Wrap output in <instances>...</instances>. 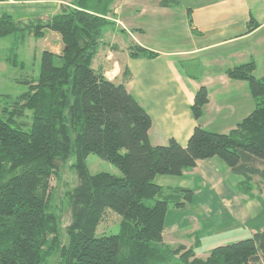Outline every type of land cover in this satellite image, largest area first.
Here are the masks:
<instances>
[{
	"label": "trees",
	"instance_id": "obj_1",
	"mask_svg": "<svg viewBox=\"0 0 264 264\" xmlns=\"http://www.w3.org/2000/svg\"><path fill=\"white\" fill-rule=\"evenodd\" d=\"M114 1L72 0L48 19L27 23L0 15V39L14 32L40 38L49 29L62 42L58 54L41 52L37 79L23 81L26 91L2 96L10 104L2 109L6 119L0 116V264H48L55 254L58 264H264V229L216 245L205 258L192 247L166 243L169 205L190 202L193 191H166L154 182L156 175H181L198 159L218 157L241 176L238 191L250 194L255 176L264 185V75L253 74L252 59L225 69L228 78L247 82L254 101L252 111L228 132L209 131L197 122L185 146L173 138L152 145L147 111L123 83L91 66L103 29L112 24L108 16ZM178 3L157 0L160 7ZM186 10L191 24V9ZM256 25L251 19L247 30ZM128 52L131 57L158 55L137 43ZM208 100L206 86L200 85L191 105L197 121ZM27 109L32 118L25 128L19 119ZM89 154L110 162L121 175L90 173ZM71 157L78 182L66 192L70 222L62 243L59 218L49 211L50 178L57 163ZM157 194L162 198L155 199ZM106 210L120 216L118 232L98 235Z\"/></svg>",
	"mask_w": 264,
	"mask_h": 264
},
{
	"label": "crops",
	"instance_id": "obj_2",
	"mask_svg": "<svg viewBox=\"0 0 264 264\" xmlns=\"http://www.w3.org/2000/svg\"><path fill=\"white\" fill-rule=\"evenodd\" d=\"M71 2L0 0V15L10 14L20 23L46 20ZM116 6H112L115 17H111L112 24L103 29L91 66L107 79L123 83L147 111L151 117L148 138L152 145H163L173 138L185 146L197 122L209 131L228 132L252 111L254 101L247 82L228 78L225 69L252 59L254 75H264V0H193L187 5L191 9V24L185 10L189 44L173 49L155 47L146 41L142 21L135 23L134 18L139 15L141 20L151 11L163 18L170 10H131L135 13L131 14ZM251 19L257 25L248 31ZM26 37L34 36L22 33L20 41L23 43ZM36 39L42 43L41 52L49 50L58 54L62 49L60 35L55 31L45 29L43 36ZM131 43L158 52V55L131 57L128 52ZM183 60L195 64L196 72L184 69L180 63ZM18 68L19 72L31 75L29 80L37 79L35 71L24 62L21 61ZM24 80L18 82L26 85ZM200 85L206 86L209 100L197 121L191 105ZM240 179L241 176L233 173L218 157L198 159L195 166L183 170L181 175H156L154 182L166 191L191 189V203L204 193L200 200L203 207L197 210L198 215L195 212L184 214L182 210L186 204L175 207L174 212L179 213L181 209L182 216L169 219L167 227V210L163 240L171 245L192 247L196 256L205 258L211 248L230 243L245 230L251 237L264 229V185L255 176L251 193H242L236 188ZM200 220L203 221L201 226Z\"/></svg>",
	"mask_w": 264,
	"mask_h": 264
},
{
	"label": "rangeland",
	"instance_id": "obj_3",
	"mask_svg": "<svg viewBox=\"0 0 264 264\" xmlns=\"http://www.w3.org/2000/svg\"><path fill=\"white\" fill-rule=\"evenodd\" d=\"M191 3H193V0H179V3L173 7L164 8L158 6L157 0H115L112 6L117 4L116 7H119V10H128L131 14H135L131 10H170V13L163 16V18L159 17V15L152 11L151 13L148 11L149 13L142 16L141 20L139 15H134V18L136 19L135 23H140L142 21V27L145 29V36L143 38L146 39V41L155 47L173 49L185 47L189 44L187 22L185 21V10L188 7L187 5H190ZM111 8H113V10L115 9V7ZM111 17H115L113 11L112 14H109L108 16L110 20ZM21 37L22 34L14 32L0 39V116L4 119H6L7 114L4 113L2 109L4 106L10 104V100L6 98L3 99L2 96L9 95L11 98H14L16 95L25 91L27 86L20 84L18 81L29 79L31 76L25 72H19L20 69L18 66L20 62H24L26 67L33 69L35 71V78L38 77V66L40 64L42 43L39 39L34 37H26L25 41L22 43V41H20ZM5 59L8 62H6ZM15 59L18 62L15 63ZM180 63L184 69H187L188 71L194 69V72H196L194 68L195 64L188 63L186 60H183ZM31 118L32 111L27 109L25 110V115L19 120H23L25 122V128H27L30 125ZM72 161L73 157L69 158L66 163L58 162L55 172L50 178L51 195L49 201V211L55 213L59 218V236L62 243L67 242L65 226L70 222V211L66 192L78 182L76 173L70 166ZM86 163L90 173L105 171L121 175V172L114 165L104 159H101L95 154H89L86 158ZM203 195L204 193L202 195H198L197 199H195L192 203L187 202L186 207L182 210L184 214L191 215V213L195 212L198 215L199 213L197 210L203 207L201 204L202 201H200L203 198ZM160 198H162L161 194H157L155 196V199ZM153 200L154 199H148L146 200V203L152 204ZM175 209V207L169 205L166 217L167 227L169 219L174 217L181 218L182 216L181 209L178 211L179 213H175ZM215 218H213V222H216ZM119 222L120 216L111 210H106L97 226V234L108 235L118 232ZM199 224L201 226L203 221L200 220ZM247 237L248 233L245 230L235 238H232L231 242ZM204 245L206 248V244L203 243L202 246ZM48 264H58L57 254L53 255L49 259Z\"/></svg>",
	"mask_w": 264,
	"mask_h": 264
}]
</instances>
